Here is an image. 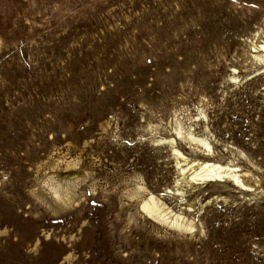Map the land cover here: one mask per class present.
Returning a JSON list of instances; mask_svg holds the SVG:
<instances>
[{
	"label": "rangeland",
	"instance_id": "rangeland-1",
	"mask_svg": "<svg viewBox=\"0 0 264 264\" xmlns=\"http://www.w3.org/2000/svg\"><path fill=\"white\" fill-rule=\"evenodd\" d=\"M263 43L264 0H0V264H264Z\"/></svg>",
	"mask_w": 264,
	"mask_h": 264
},
{
	"label": "bare ground",
	"instance_id": "bare-ground-1",
	"mask_svg": "<svg viewBox=\"0 0 264 264\" xmlns=\"http://www.w3.org/2000/svg\"><path fill=\"white\" fill-rule=\"evenodd\" d=\"M254 48L255 49H261L264 51V43L262 46L254 47ZM262 55H261V58H262ZM262 59H264V58H262ZM178 155L183 157V155L181 153H179V151H178ZM187 165H189V164H187ZM190 169H192L194 171L191 175V178H190V180L194 183L222 182L226 178H228V179L233 180L234 182H236L238 184L240 183L241 185H243L242 181H240V178H239L240 176L238 177L237 175L234 174L233 170H235V169H232L229 166H225V165H221V164L213 163V162H198L196 167L191 166ZM181 171H182V173H185L186 171H189V170L184 168V169H181ZM71 195H72V193L70 190H67L66 192H57L55 194V202H60L62 205H67L68 202L71 200ZM61 204H59V205H61ZM141 207H142V210H145L146 212H148L152 217H154V219L162 221L163 223L165 222L166 225L169 224L173 228L176 227L177 230L179 229L181 232L184 231V233L190 232L192 234L194 232V226L192 225L193 223L190 224L182 216H180L178 214L177 215L173 214L172 211L167 209V207L164 206V204H162L161 201H159L153 195L147 197L143 201ZM172 227H171V229H172ZM176 228H175V230H176Z\"/></svg>",
	"mask_w": 264,
	"mask_h": 264
}]
</instances>
